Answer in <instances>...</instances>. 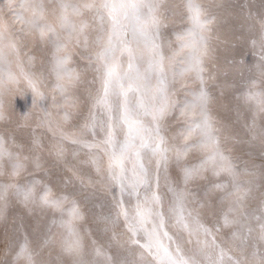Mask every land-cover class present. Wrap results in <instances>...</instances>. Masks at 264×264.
<instances>
[{
  "label": "snow or ice",
  "instance_id": "6c2138e0",
  "mask_svg": "<svg viewBox=\"0 0 264 264\" xmlns=\"http://www.w3.org/2000/svg\"><path fill=\"white\" fill-rule=\"evenodd\" d=\"M164 2L58 0L54 7L45 0L0 2V121L8 119L2 98L11 87L26 82L40 100L45 97L42 88H48L52 110H42L37 126L59 137L56 156L60 160L66 161L64 141L77 146L73 155L89 150L97 173L102 172L107 185L119 189V197H113L115 215L106 221L113 227L122 223L127 242L143 250L139 260H129L95 248L89 259L78 205L67 196H57L39 179L23 185L13 182L28 171L30 158L0 138V178L8 177L0 183V214L13 201L53 213L47 225L33 228V234L26 228L20 231L11 260L0 264H36L37 250L49 246H57L70 264H264V199L249 205L251 188L246 185L252 181L243 180L246 170L220 150L210 114L212 98L204 87L215 17L204 9L202 0H184L191 27L175 34L178 48L173 49L162 31ZM8 16L20 25L15 31L7 23ZM256 23L260 34L252 44L259 49L258 58L242 81L245 91L238 99L252 114L248 125L252 139L264 145V19ZM17 32L51 49L46 75L25 70L27 53H22ZM90 47L95 58L87 59L98 65L100 88L91 97L83 124L75 132H65L62 124L79 107L72 93L81 79L73 67V49ZM32 61L27 56L30 67ZM13 64L19 75L9 71L5 80L4 70ZM181 88L185 89L182 99ZM61 109L63 116L54 122L53 114ZM257 118H261L259 126ZM169 119L181 125L172 137L167 135ZM100 133L102 138L97 140ZM32 143L40 146L41 137H33ZM190 153L200 154L198 162L188 159ZM32 164L35 169L43 167L39 157ZM209 171L215 177L223 175L227 182L215 185L223 192L220 210L211 223H205L201 209L206 203H199L188 185ZM161 180L167 188L164 194L159 191ZM126 197L130 208L125 207ZM224 230L228 238L218 242L217 234Z\"/></svg>",
  "mask_w": 264,
  "mask_h": 264
},
{
  "label": "rangeland",
  "instance_id": "374dc122",
  "mask_svg": "<svg viewBox=\"0 0 264 264\" xmlns=\"http://www.w3.org/2000/svg\"><path fill=\"white\" fill-rule=\"evenodd\" d=\"M2 2V0H0ZM6 2V0H5ZM45 2L50 6L54 7L58 0H45ZM223 0H202V5L204 9L209 13L211 17H215V23L212 26V37L211 47L213 51L206 57L204 67L206 68L205 84L204 87L208 92L209 96L212 98L211 116L213 117L214 126L217 129V136L220 141V150L225 156L232 160L234 164L236 162V154L232 145H226L223 139V129H222V116L221 111H224L231 106L230 98H233L237 103L238 97L241 95V91L244 89L242 84L231 88L224 84V71L227 70V65L222 59L221 55L214 50L218 37H221V31L219 30V21L222 9ZM262 1L258 0V4L262 5ZM2 7V6H0ZM240 12L246 15L245 6L243 2L240 3L236 8ZM7 12V9H5ZM251 11L246 15V19L253 17ZM161 24L162 31L166 37V41L171 44L173 49L178 48L176 42V33H182L187 31L191 27V24L187 18V13L184 7V0H165L161 12ZM255 17V15H254ZM244 19L243 17H241ZM7 23L12 25L13 30L20 27L19 24H13L11 16H8ZM20 36L22 44V53H27V56L33 57L32 66L30 67L27 63V56L23 57L25 63L24 68L26 71L35 72L37 74L44 73L50 67L51 60V49L46 47L39 39H34L30 36L22 35L19 32L16 33ZM94 36L95 33L93 32ZM74 64L73 67L81 74V79L76 87L72 90L73 96L78 101V109L72 111L71 117L68 122L63 123L62 127L65 132H75L79 129L80 125L83 124L85 117L87 116L88 109L91 105V97L95 95L96 91L100 88V83L98 80V73L96 68L98 65L89 63L87 57L91 55L93 61L95 58V49L90 47L88 50H81L80 48H74ZM83 57V58H82ZM11 71L14 74L19 75L20 69L15 65H11L10 68H5L4 78L7 79V73ZM245 80V79H244ZM26 82H21V84L11 87L7 90L3 96L4 107L8 113V119L5 121H0V138L4 139L7 144L15 149L21 151L23 155L30 158L28 171L21 174L18 177L13 178V182L23 185L24 183L39 179L44 184H47L53 192L59 193L62 191H72L73 198L79 203H83L89 196V193H98L101 197H108L112 199L113 197H119V189L107 185L103 178V174L97 173L96 166L90 163L89 150H80L78 155H73L74 150L77 146L71 145L67 141H64L66 147V161L60 160L56 156V145L59 143V137L53 136L51 132L47 131L43 127H38V122L43 116V109L52 110V100L49 94L48 88H42L45 92V97L43 100L34 98V95L30 89L25 86ZM51 84L52 81L47 82ZM179 88V85L177 86ZM185 89L181 88L180 98H183V92ZM64 114V110H59L58 114H53V121H59L60 117ZM180 124L175 119H169L167 127V135L172 137L180 128ZM102 133L98 134L96 139L102 138ZM40 136L41 144L36 146L32 143L33 137ZM232 147V148H230ZM200 154L190 153L188 159L192 162H198ZM39 157L40 163L42 164L41 169H35L32 164V160ZM101 168H106V158L101 161ZM210 172V171H209ZM170 175L175 176V168L170 169ZM223 175L219 176V178ZM83 178L84 182H81ZM8 177L0 178V183L7 182ZM89 181H91L89 183ZM218 182H213L211 188H213V194L215 195V205L220 206V197L223 192L215 187L216 184L225 183V180H217ZM201 184H194L191 181L188 185V191L195 197L199 203H206V207L201 209V216L205 223H211L212 221L207 217V212L205 209L211 205L204 196L200 193L195 195V190L198 191L196 186ZM101 189V190H99ZM155 190V186H154ZM159 191L161 194L167 192V188L164 185V181L161 180ZM170 195V194H169ZM132 203H135L133 199ZM115 204V202H114ZM212 206V205H211ZM125 207L130 208L131 205L128 203L127 197L125 198ZM213 207V206H212ZM39 209V208H35ZM109 209L105 208L99 209L100 214H104ZM111 210L116 211V209ZM0 218L3 222V216L0 214ZM6 218L4 220L3 227L5 225ZM11 233L4 234L0 236V240L7 236L8 244L7 246L0 247V261L11 260L13 252L12 248L15 242H17L18 237H20L16 232L11 230ZM174 231V230H173ZM229 235V234H228ZM223 240L222 234H217V241Z\"/></svg>",
  "mask_w": 264,
  "mask_h": 264
},
{
  "label": "bare ground",
  "instance_id": "6f19581e",
  "mask_svg": "<svg viewBox=\"0 0 264 264\" xmlns=\"http://www.w3.org/2000/svg\"><path fill=\"white\" fill-rule=\"evenodd\" d=\"M262 5L258 4V0H223L220 10L221 16L219 21V30L221 37L214 47L227 65V70L224 71V84L231 88H235L242 84L244 79L249 76L248 69L257 62L259 49L252 44L253 40L259 39V25L256 23L260 19H264V0H261ZM243 2L246 15L249 11L253 17L246 19V15L236 8ZM243 17L244 19H242ZM255 25V27H251ZM243 74V75H242ZM245 91L243 89L241 92ZM240 97V96H239ZM231 106L228 107L222 116L223 139L226 145H232L236 154V165L241 170H246L248 173L243 180H251V193L248 203L255 206L261 199H264V145L260 139H252L248 125L252 123V114L243 104L242 100L237 99V103L233 98H230ZM261 123V118H257V125ZM232 148V147H230ZM232 148V150H233ZM217 180L227 182L223 176L215 177L211 172H207L203 177L196 178L193 183L201 184L196 186L195 195L202 194L211 205L205 211L207 217L213 221L215 213L220 210L219 205H215V195L211 185ZM101 190V189H99ZM57 196H67L70 200L75 201L78 205L83 219L79 221V226L84 237V243L89 253V259L94 256L93 250L101 248L110 255L116 256L119 259L127 258L129 260L140 259V253L143 251L136 245H131L127 242L124 235L123 224L120 223L113 227L108 224L105 218L114 217L115 209L114 202L108 197H104L98 193H89V197L79 203L72 197V191H62L56 193ZM72 195V196H71ZM109 209L106 213L100 214L99 209ZM3 222L0 218V236L11 233L12 229L20 236V231L25 228L29 234H33V228L39 224L41 228L47 225L53 218V213L48 209H27L23 205L10 202L8 207L1 214ZM5 225L4 224V220ZM58 218V215L57 217ZM24 228H21V226ZM223 240L228 238V230L221 232ZM0 240L1 250L7 246V236ZM33 238L35 236L33 235ZM18 237L17 242H19ZM36 264H70V259L62 256L57 246L44 247L37 250L35 256ZM145 260L150 261L151 258L145 254Z\"/></svg>",
  "mask_w": 264,
  "mask_h": 264
}]
</instances>
